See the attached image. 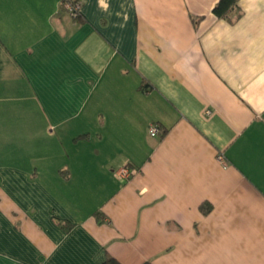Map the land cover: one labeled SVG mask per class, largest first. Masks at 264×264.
I'll return each mask as SVG.
<instances>
[{"label": "crops", "instance_id": "obj_1", "mask_svg": "<svg viewBox=\"0 0 264 264\" xmlns=\"http://www.w3.org/2000/svg\"><path fill=\"white\" fill-rule=\"evenodd\" d=\"M63 1L0 0V264H264V0Z\"/></svg>", "mask_w": 264, "mask_h": 264}, {"label": "trees", "instance_id": "obj_2", "mask_svg": "<svg viewBox=\"0 0 264 264\" xmlns=\"http://www.w3.org/2000/svg\"><path fill=\"white\" fill-rule=\"evenodd\" d=\"M77 1L81 2V0H64L63 5L65 9H67L66 5L68 3H75ZM213 11L216 15L227 18V19H231L232 15L234 14L236 15L240 14V9L238 7L237 0H219L218 3L215 5ZM204 210L207 212L209 209L204 208ZM102 264H122V263H120L114 257H108L106 261L103 262ZM144 264H151V263L146 262Z\"/></svg>", "mask_w": 264, "mask_h": 264}, {"label": "built area", "instance_id": "obj_3", "mask_svg": "<svg viewBox=\"0 0 264 264\" xmlns=\"http://www.w3.org/2000/svg\"><path fill=\"white\" fill-rule=\"evenodd\" d=\"M81 5L82 3L80 1H77L75 3H68L66 5V8L73 17H78L80 15ZM149 132L152 136H157L162 132V129L158 124H151L149 127ZM222 157L223 156L220 155L221 159ZM127 172V169L122 170V173L124 174H126Z\"/></svg>", "mask_w": 264, "mask_h": 264}]
</instances>
